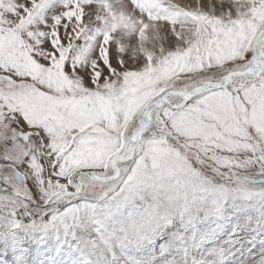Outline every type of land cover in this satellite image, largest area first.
Wrapping results in <instances>:
<instances>
[{
  "label": "snow or ice",
  "instance_id": "snow-or-ice-1",
  "mask_svg": "<svg viewBox=\"0 0 264 264\" xmlns=\"http://www.w3.org/2000/svg\"><path fill=\"white\" fill-rule=\"evenodd\" d=\"M119 2L0 0V217L90 264L92 246L69 240L103 184L122 264H169L174 218L264 198V0ZM255 235L250 264H264ZM63 243L21 264H64Z\"/></svg>",
  "mask_w": 264,
  "mask_h": 264
},
{
  "label": "rangeland",
  "instance_id": "rangeland-1",
  "mask_svg": "<svg viewBox=\"0 0 264 264\" xmlns=\"http://www.w3.org/2000/svg\"><path fill=\"white\" fill-rule=\"evenodd\" d=\"M176 2L185 5L181 1ZM54 3L57 5L55 10L59 11L61 0H54ZM116 7L130 9L132 6L128 0H120ZM50 9L51 5L44 9L46 16L51 15ZM163 12L172 14L175 8L168 5ZM98 43L99 41L97 45ZM261 179L264 178L258 177L253 185L258 191L264 190ZM106 190L107 187L103 184L94 185L92 192L84 198L83 202L96 205L95 212L91 217L85 215L82 218L83 227L77 229L76 240H69L77 246H92L94 255L90 264H122L123 252L127 251V246H122L116 237L110 235L112 231L118 230L124 221L119 215H110V201L107 197L101 198V194ZM210 201L211 197L207 203ZM130 207L122 208L124 216L128 214ZM202 207H206V204L198 205L182 217L174 218L167 227L166 231L171 234V239L165 236L164 240L168 241L165 249L169 264H250L254 258L252 253L260 248L259 236L255 234H264V220L259 211L264 208V198L259 195L247 200L236 198L226 205L227 219L203 217L202 213L198 215L197 208ZM246 231L255 236V246L251 243L241 246L237 241V236L244 237ZM64 239L66 238L61 237L58 241L53 232L46 235L26 234L13 228L7 219L0 217V264H21L27 252H39L41 249L52 251L58 242L63 243ZM156 244L159 251V245L163 244V241L157 240ZM63 251L64 264H73L74 253L68 243H63ZM113 253H116V256H113Z\"/></svg>",
  "mask_w": 264,
  "mask_h": 264
},
{
  "label": "bare ground",
  "instance_id": "bare-ground-1",
  "mask_svg": "<svg viewBox=\"0 0 264 264\" xmlns=\"http://www.w3.org/2000/svg\"><path fill=\"white\" fill-rule=\"evenodd\" d=\"M177 1V0H176ZM179 2L181 1V2H183V3H186V0H178ZM180 2V3H181ZM176 3H178V2H176Z\"/></svg>",
  "mask_w": 264,
  "mask_h": 264
}]
</instances>
